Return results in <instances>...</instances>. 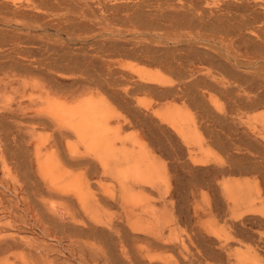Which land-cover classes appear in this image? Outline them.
I'll use <instances>...</instances> for the list:
<instances>
[{
	"label": "rangeland",
	"instance_id": "obj_1",
	"mask_svg": "<svg viewBox=\"0 0 264 264\" xmlns=\"http://www.w3.org/2000/svg\"><path fill=\"white\" fill-rule=\"evenodd\" d=\"M263 89L264 0H0V264H264ZM59 105L101 121L110 172ZM122 151L149 158L133 206Z\"/></svg>",
	"mask_w": 264,
	"mask_h": 264
},
{
	"label": "bare ground",
	"instance_id": "obj_2",
	"mask_svg": "<svg viewBox=\"0 0 264 264\" xmlns=\"http://www.w3.org/2000/svg\"><path fill=\"white\" fill-rule=\"evenodd\" d=\"M126 3H127V2H126ZM7 6H8V5H7ZM14 11H15V10H14ZM18 11H19V10H18ZM117 11H118V10H117ZM207 13H208V12H207ZM218 14H219V13H218ZM138 15H139V14H138ZM210 17H211V16H210ZM219 17H220V16H219ZM221 17H222V16H221ZM222 21H223V20H222ZM207 23H208V22H207ZM215 24H216V23H215ZM217 25H218V24H217ZM225 26H226V25H225ZM223 27H224V26H223ZM217 30H218V29H217ZM240 33H241V32H240ZM237 37H238V36H237ZM120 39H121V38H120ZM26 43H27V42H26ZM192 46H193V45H192ZM150 48H151V47H150ZM150 48L147 49V50H148V51H151L152 48H151V50H150ZM159 48H160V47H159ZM133 49H134V48H133ZM133 49H132V50H133ZM160 49H161V48H160ZM177 49H178V48H177ZM179 49H181V48H179ZM179 49H178V50H175V53H176V51H177V53H178V52L180 51ZM262 49H263V48H262ZM113 50H114V49H113ZM123 50H124V49H123ZM123 50H122V51H123ZM125 50H127V49H125ZM128 50H130V49H128ZM154 50H155V49H154ZM111 51H112V50H111ZM130 51H131V50H130ZM148 51H146V52H148ZM159 51L161 52V50H159ZM187 51H189V50H187ZM19 52H20V51H19ZM133 52H134V51H133ZM163 52H164V51H163ZM189 52H190V51H189ZM189 52H188V53H189ZM124 53H126V52L124 51ZM141 53H143V52H141ZM155 53H156V51H155ZM157 53H158V51H157ZM167 53H168V52H167ZM167 53H166V55H167ZM172 53H173V52H172ZM181 53H182V52H181ZM185 53H187V52H185ZM188 53H187V54H188ZM190 53H192V52H190ZM190 53H189V54H190ZM194 53H195V52H194ZM202 53H203V52H202ZM202 53H201V54H202ZM144 54H145V53H143L141 56L143 57ZM199 54H200V52H198V55H199ZM201 54H200V55H201ZM204 54H205V53H204ZM55 55H56V54H55ZM80 55H81V54H80ZM120 55H121V54H120ZM126 55H127V54H126ZM126 55H125V57H127ZM131 55H132V54H131ZM152 55H154V57H155V55H157V54H152ZM163 55H164V54H163ZM163 55H161V56L163 57ZM168 55H170V54H168ZM168 55H167V57H168ZM209 55H210V54H209ZM209 55H208V56H209ZM146 56H148V59H149L151 55H150V56H149V55H146ZM180 56H181V55H180ZM190 56H191V54H190ZM190 56H189V57H190ZM193 56H194V54H192V57H193ZM202 56H203V55H202ZM204 56H206V54H205ZM208 56H207V57H208ZM123 57H124V55H123ZM159 57H160V56H159ZM164 57H165V56H164ZM164 57H163V59H164ZM173 57H174V56H173ZM177 57H178V56H177ZM183 57H184V56H183ZM183 57H180V58H181L180 61H182V58H183ZM209 57H211V55H210ZM209 57H208V59H209ZM212 57H213V56H212ZM50 58H51V57H50ZM58 58H59V57H58ZM131 58H132V57H131ZM137 58H140V57H137ZM144 58H145V55H144L143 59H144ZM170 58H172V57H170ZM170 58L168 57L167 60L169 61ZM175 58H176V54H175ZM175 58H174V59H175ZM213 58H216V57L214 56ZM140 59H141V58H140ZM140 59H138V60H140ZM146 59H147V57L145 58L144 61H143V60H142V61H143V62H146ZM154 59H155V58H153L152 60H154ZM159 59H160V58H159ZM161 59H162V58H161ZM176 59H177V58H176ZM190 59H191V58H188V59H186V58L184 59V58H183V60H185V61H183L182 63H183V64H186V65H187V64L190 65V63H191ZM203 59H204V57H203ZM203 59H202V60H203ZM136 60H137V59H136ZM165 60H166V57H165ZM177 60H178V59H177ZM177 60H176V61H177ZM192 60H193V59H192ZM197 60H199V59H198V56H197ZM216 60H217V58H216ZM147 61H148V60H147ZM154 61H155V60H154ZM187 61H189V62H187ZM207 61H209V60H207ZM61 62H62V61H61ZM101 62H102V61H101ZM152 62H153V61H152ZM152 62H151V63H152ZM162 62H163V61H162ZM162 62H161V64H163ZM184 62H187V63H184ZM193 62H194V61H192V63H193ZM209 62H211V60H210ZM218 62H219V61H218ZM218 62H217V64H218ZM4 63H5V62H4ZM149 63H150V61H148V63H147V64L145 63V64L148 65ZM158 63L160 64V61L157 62V63L155 64V66L158 65V67H160L161 65L159 66ZM164 63H165V62H164ZM178 63H180V62H178ZM182 63H181V64H182ZM192 63H191V64H192ZM213 63H216V61H214ZM176 64H177V62H176ZM181 64L179 65L180 67L178 66L179 68L182 67ZM194 64H195V63H194ZM196 64H197V63H196ZM200 64H201V63H200ZM210 64H211V63H210ZM217 64H215L216 67H221V66H222L221 62H220L221 66H217ZM224 64H225V63H224ZM64 65H65V64H64ZM186 65H185V67H184L185 70H186ZM189 65H187V67H189ZM192 65H193V64H192ZM172 66H173V64H172ZM176 66H177V65H176ZM193 66H194V65H193ZM225 66H227V65H225ZM16 67H17V66H16ZM78 67H79V66H78ZM129 67H130V66H129ZM164 67H165V66H164ZM164 67H163V68H164ZM169 67H170V66H169ZM190 67H191V66H190ZM199 67H200V66H199ZM237 67H238V65H237ZM161 68H162V67H161ZM167 68H168V67H167ZM167 68H166V70H167ZM179 68H177V69H179ZM196 68H197V67H196ZM222 68H223V67H222ZM235 68H236V66H235ZM184 69H183V70H184ZM189 69H190V68H189ZM199 69H200V68H199ZM227 69H228V67H227ZM231 69H232V68H231ZM163 70H164V69H161V71H163ZM166 70H165V72H166ZM183 70L181 69V72H183V73H181V72H179V73L182 74V75L184 74V72L189 73V70H187V71H183ZM200 70H201V69H200ZM156 71H157V70H156ZM161 71H160V72H161ZM167 71H168V70H167ZM194 71H195V70H194ZM222 71H223V70H222ZM225 71H226V70H225ZM235 71H236V70H235ZM142 72H143V71H142ZM144 72H145V71H144ZM144 72H143V73H144ZM165 72H164V73H165ZM172 72H173V71H172ZM192 72H193V71H192ZM192 72H191V75H190V73H189L188 75L192 76V74H193V75L195 74V73H192ZM223 72H224V71H223ZM228 72H229V69H228ZM228 72H227V73H228ZM138 73H139V72H138ZM143 73H141V74H143ZM148 73H149V72H148ZM157 73H158V72H157ZM174 73L177 74L178 72H174ZM229 73H231V70H230ZM229 73H228V74H229ZM121 74H122V72H121ZM160 74H161V73H160ZM162 74H163V73H162ZM166 74H167V73H166ZM171 74H173V73H171ZM207 74H209V73H207ZM246 74H247V73H246ZM122 75H123V74H122ZM168 75H169V73H168ZM168 75H167V76H168ZM188 75H186V74H185V76L183 75V76L185 77V80H186V77H188ZM204 75H205V77H206V76L208 77V75H206L205 73H204ZM217 75H218V74H217ZM222 75H223V73H222ZM222 75L220 74L219 76L221 77ZM224 75H225V74H224ZM224 75H223V77H226V76H224ZM229 75H230V74H229ZM126 76H127V75H126ZM148 76H149V75H148ZM157 76H158V75H157ZM231 76H233V74H231ZM234 76H235V74H234ZM237 76H239V75H237ZM241 76H242V75H241ZM241 76H240V77H241ZM111 77H112V76H111ZM159 77H160V76H159ZM159 77H158V78H159ZM172 77H173V76H172ZM172 77H171V78H172ZM181 77H182V76H181ZM184 77H183V78H184ZM202 77H203V74H202ZM223 77H222V78H223ZM229 77H230V76H229ZM240 77H239V78H240ZM95 78H96V77H95ZM138 78H139V77H138ZM143 78H144V77H143ZM158 78H157V79H158ZM179 78H180V76H179ZM183 78H182V79H183ZM196 78H197V77H196ZM198 78H199V76H198ZM198 78H197V79H198ZM227 78H228V77H227ZM227 78H226V79H227ZM234 78H237V77H234ZM141 79H142V78H141ZM167 79L169 80L170 78H167ZM191 79H192V78H191ZM200 79H201V77H200ZM205 79H208V78H205ZM205 79L203 78V79H201V80H205ZM209 79H210V78H209ZM217 79H218V78H217ZM232 79H233V78H232ZM244 79H245V78H244ZM247 79H248V78H246V80H247ZM117 80H118V77H117ZM143 80H146V79H143ZM161 80H162V81H163V80L165 81V78H164V79L161 78ZM174 80H175V79H174ZM179 80H180V79H179ZM179 80L177 79V80H175V81L177 82V81H179ZM187 80H188V79H187ZM194 80H195V76H194ZM201 80H200V81H201ZM214 80H215V79H214ZM219 80H222V79H219ZM237 80H238V79H237ZM54 81H55V80H54ZM112 81H113V80H112ZM123 81H124V80H123ZM132 81H133V80H132ZM132 81H131V82H132ZM134 81H136L137 83H140V85H143V86H144V84H143L144 82H138V80H134ZM171 81H172V80H171ZM188 81H189V80H188ZM188 81H187V82H188ZM191 81H192V80H191ZM200 81H199V82H200ZM205 81L207 82V80H205ZM205 81H203L202 84H204ZM210 81H211V79H210ZM210 81L208 80L209 84H211ZM227 81H228V79H227ZM233 81H234V80H233ZM239 81H240V80H239ZM52 82H53V81H52ZM150 82H151V81H150ZM150 82H149V83H146V82H145L147 85L149 84L148 86L145 84V86H146L145 88L148 87V89H149L150 87H152L153 85L156 84L155 82L152 81V82L155 83V84H153V83L151 82V86H150ZM169 82H170V81H169ZM194 82H195V81H194ZM196 82H197V81H196ZM196 82H195V84L197 85ZM208 82H207V83H208ZM212 82H214L213 79H212ZM215 82H216V80H215ZM222 82H224V81H222ZM229 82H230V80H229ZM229 82H227V83H229ZM245 82H246V81H245ZM103 83H105V82H103ZM141 83H142V84H141ZM173 83H174V81H173ZM173 83H172V84H173ZM191 83H192V82H191ZM217 83H219V82H217ZM225 83H226V82H225ZM132 84H134V83H132ZM152 84H153V85H152ZM159 84H160V83H159ZM192 84H193V83H192ZM199 84H200V83H199ZM202 84H201V85H202ZM220 84H221V83H220ZM135 85H136V84H135ZM138 85H139V84H138ZM138 85H137V86H138ZM160 85H161V84H160ZM170 85H171V84H170ZM170 85H166V86L169 87ZM193 85H194V84H193ZM196 85H195V86H196ZM205 85L207 86L208 84L205 83ZM218 85H219V84H218ZM251 85H252V84H251ZM161 86H162V85H161ZM163 86H165V84H164ZM133 87H134V86H133ZM141 87H142V86H141ZM171 87H172V86H171ZM198 87H199V86H198ZM208 87H209V86H208ZM225 87H226V86H225ZM142 88H144V87H142ZM142 88H141V89H142ZM164 88H165V87H164ZM172 88H173V87H172ZM209 88H210V87H209ZM259 88H260V87H259ZM154 89H155V88H154ZM160 89H161V88H160ZM167 89H168V88H167ZM138 90H139V89H138ZM150 90H151V89H150ZM161 90H163V88H162ZM172 90H173V89H172ZM210 90H211V89H210ZM227 90H228V89H227ZM263 90H264V89H263ZM106 91H107V90H106ZM132 91H134V89H133ZM156 92H157V91H156ZM160 92H161V91H160ZM160 92H159V93H160ZM163 92H164V91H163ZM171 92H172V91H171ZM171 92H170V93H171ZM174 92H175V90H174ZM132 93H133V92H132ZM149 93H150V92H149ZM159 93H158V94H159ZM121 94H122V93H121ZM178 94H179V93H178ZM228 94H229V93H228ZM259 94H260V92H259ZM263 94H264V92H263ZM263 94L260 95V96H261V99H260V98L257 99V102H258V103H257L256 101L253 100L254 102L257 103V104H256V103H253V104H255V107H254V108H256V107H257L256 105H258L259 103H260V104L262 103V102H259L258 100H263V98H262V97L264 96ZM262 95H263V96H262ZM160 96H161V98H162V95H160ZM165 96H166V95H165ZM207 96H208V95H207ZM113 98H114V97H113ZM158 98H159V97H158ZM193 98H194V97H193ZM199 98H200V97H199ZM244 98H245V97H244ZM250 98H251V97H250ZM256 98H257V97H255V99H256ZM178 99H179V98H178ZM229 99H230V98H229ZM235 99H236V98H235ZM86 100H87V99H86ZM249 100H250V99H249ZM84 101H85V99L83 100V102H84ZM77 102H78V101H77ZM77 102H76V103H77ZM80 102H81V101H80ZM244 102H245V101L243 100V102H241L240 104H242V103H244ZM248 102H249V101H248ZM249 103H250V102H249ZM263 103H264V102H263ZM263 103H262V104H263ZM74 104H75V103H74ZM77 104H78V103H77ZM86 104H89V103H88V102L85 103V108L83 107L84 105H83V106L81 105L82 107H81V106H80V107H81V108H84V110H85V109H86ZM177 104H178V103H177ZM253 104H252V102H251L250 105H249V104H248V105H249V107H250L251 105H252L251 107H253ZM260 104H259V105H260ZM78 105H79V104H78ZM92 105L95 106V105H97V104L94 103V104H92ZM165 105H166V104H165ZM168 105H169V104H168ZM175 105H176V104H175ZM243 105H244V104H242V106H243ZM246 105H247V102H246ZM67 106L71 108L72 105H70V106L67 105ZM88 106H89V105H88ZM181 106H182V105H181ZM68 107H66V105H65V108H66V109H67ZM72 107H73V106H72ZM76 107H77V106H76ZM76 107L73 108V109L76 110ZM78 107H79V106H78ZM78 107H77V108H78ZM89 107H92V106L90 105ZM199 107L201 108V106H199ZM247 107H248V106H247ZM247 107H245V108H247ZM70 108H69V109H70ZM92 108H93V107H92ZM95 108L97 109V107H95ZM168 108H169V107H168ZM173 108H174V107H173ZM254 108H253V109H254ZM69 109H67V110L69 111ZM101 109H102V108H101ZM125 109H126V108H125ZM148 109H149V108H148ZM163 109H164V108H163ZM174 109H175V108H174ZM249 109H252V108H249ZM57 110H58V112L61 113L63 116L67 115V116H69L70 118H74V119H75V116H76V113H77V112H75V110H74V111H70V112L68 113V112H66L65 109H64L62 106H60V105L57 107ZM88 110H90V109L88 108ZM88 110H87V111H88ZM98 110L100 111V109H98ZM98 110H97V112H98ZM168 110H169V109H168ZM227 110H228V109H227ZM229 110H230V109H229ZM247 110H248V109H247ZM82 111H83V109H82ZM82 111H81V112H82ZM90 111H91V110H90ZM90 111H89V112H90ZM101 111H104V110L102 109ZM166 111H167V110H166ZM169 111H170V110H169ZM169 111H168V115H167V122H169V123H170V124H171V125L177 130V131H179V132H180L179 134L181 135V133L183 132V128H182V119H181V117H180V115H179L180 113H177V112H175V111H170V112H169ZM83 112H84V111H83ZM90 113H91V112H90ZM252 113H253V112H252ZM103 114H104V113H103ZM79 115H80V114H79ZM79 115H78V116H79ZM88 115H90V114H88ZM91 115H92V113H91ZM91 115H90V116H91ZM95 115H96V114H95ZM95 115H94V116H95ZM100 115H101V114H100ZM78 116H77V117H78ZM98 116H99V115H98ZM98 116H97V118H99ZM101 116H102V115H101ZM105 116H106V115H105ZM209 116H210V115H209ZM226 116H227V115H226ZM77 117H76V118H77ZM79 117H81V120L78 121L77 119H75L76 121H78V123L72 125V126L75 128L74 130L77 131V132L79 133V138L82 140L81 142H85V143H87V148H88L91 152H93V153L96 154V157H97V159H98L100 165L103 167V169H104V170H108V172H110V171H109V168L112 169V167H113V166H116L115 164H117V163L120 162V161H118V160H117L118 157L116 158V156H115V155H117V154L114 153L115 151H113V147H112V145H111V143H110L111 140L109 139V137L107 136L108 138H106V137H104V136H102V135H101V136H100V135L98 136V134H97V133H98V129H100V127L103 126V125H101V126H99V128H98V124H99V123L101 124V121H99V122L97 123L96 119H94V118H89V117H86V116H84V115L79 116ZM91 117H92V116H91ZM95 118H96V117H95ZM42 119H43V118H42ZM78 119H79V118H78ZM99 119H101V117H100ZM103 119H104V118H103ZM160 119H161V118H160ZM192 119H193V117H192ZM72 120H73V119H72ZM157 120H158V116H157ZM207 120H209V119H207ZM225 120H226V119H225ZM144 121H145V120H144ZM158 121H159V120H158ZM60 122H61V121H60ZM159 122H160V121H159ZM162 122H163V121H162ZM162 122H161V123H162ZM45 123H46V122H45ZM164 123H165V121H164ZM223 123H224V122H223ZM63 124H64V123H63ZM107 126H108V125H107ZM207 126H208V125H207ZM207 126H206V127H207ZM104 128H106V127H104ZM108 128H109V127H107V130H109ZM168 128H169V127H168ZM194 128H195V127H194ZM220 128H221V127H220ZM170 129H171V128H170ZM74 130H73V131H74ZM100 130H101V129H100ZM100 130H99V131H100ZM105 130H106V129H105ZM105 130H104L103 133H106ZM107 130H106V131H107ZM156 130H157V129H156ZM202 130H203V129H202ZM250 130H251V129H250ZM253 130H254V129H253ZM101 131H102V130H101ZM172 131H173V130H172ZM227 132H228V131H227ZM253 132H254V131H253ZM257 132H258V131H257ZM72 133H73V132H72ZM175 133H177V132H175ZM219 133H220V132H219ZM219 133H218V134H219ZM246 133H247V132H246ZM250 133H251V132H250ZM259 133H260V132H259ZM108 134H109V133H108ZM108 134H107V135H108ZM177 134H178V133H177ZM215 134H216V133H215ZM241 134H242V133H241ZM243 134H244V133H243ZM246 135H247V134H246ZM75 136H76V135H75ZM218 136H219V135H218ZM260 136H263V134L261 133ZM111 137H112V136H111ZM211 138H212V137H211ZM218 138H220V137H218ZM255 138H256V137H255ZM113 139H114V138H113ZM113 139H112V140H113ZM212 139H213V138H212ZM214 139H215V138H214ZM214 139H213V140H214ZM230 139H231V138H230ZM239 139H240V138H239ZM243 139H245V138L243 137ZM257 139H258V138H257ZM109 140H110V141H109ZM249 140H252V138H251V139L249 138ZM253 140H254V139H253ZM253 140H252V142H253ZM113 141H114V140H113ZM113 141H112V142H113ZM256 141H257V140H256ZM223 142H224V141H223ZM246 142H247V141H246ZM227 143H228V142H227ZM254 143H255V142H254ZM261 143H262V142H261ZM79 144H80V143H79ZM112 144H114V143H112ZM222 144H223V143H222ZM243 144H244V142H243ZM249 144H250V142H249ZM262 144H263V143H262ZM114 146H115V145H114ZM214 146H215V145H214ZM219 146H220V145H219ZM263 146H264V145H263ZM139 147H140V146H139ZM221 147H222V146H221ZM248 147H249V146H248ZM114 148H115V147H114ZM140 148H141V147H140ZM254 148H255V147H254ZM223 149H225V148H223ZM127 151H128V150H127ZM127 151H126V152H127ZM130 151H131V150H130ZM134 151H135V150H134ZM136 151H137V150H136ZM75 152H76V151H75ZM122 152H123V151H122ZM126 152H123V153H122V157H121V155L119 156V157H121V160H122L121 163H124V165H123V166L121 165L122 167L119 168V169H117L116 167L114 168V169H116V172L113 174V177L116 178V180H118L119 183H120V186H121V193H122V198H121V199H123V203H126V204L129 203V204H132V206H133V205H137V204H139L140 201H141V198H139V196H138L137 194H135V193L131 190V185H130V184H131V183H135V182H136V183H137V182L148 183V182H149V177H148V176L150 175V172H151V171H150V169L148 168V166H149V165H148V164H149V161H148L147 159H149V158H145V159L143 158V159H141L142 156H141V157H138V158H136V157L134 156V158H131L132 156L128 154L129 152H128V153H126ZM137 152H139V150H138ZM260 152H261V151H260ZM120 153H121V152H120ZM131 153H132V152H131ZM135 153H136V152H135ZM140 153H141V150H140ZM144 153H145V152H144ZM242 153H243V152H242ZM132 154H133V153H132ZM137 155H138V153H137ZM144 155H145V154H143V156H144ZM129 156H131V157H129ZM251 158H252V157H251ZM118 159H119V158H118ZM129 160H131V161H129ZM250 162H251V161H250ZM255 162H256V161H254V163H255ZM150 163H151V161H150ZM248 163H249V161H248ZM113 164H114V165H113ZM118 164H119V163H118ZM118 164H117V165H118ZM232 164H233V163H232ZM235 164H236V163H235ZM235 164H234V165H235ZM246 164H247V163H246ZM239 166H240V165H239ZM240 167H241V166H240ZM51 168H52V167H51ZM237 168H238V167H237ZM249 168H250V167H248V169H249ZM235 169H236V168H235ZM244 169H245V168H244ZM244 169H243V171H245ZM246 169H247V167H246ZM243 171H242V172H243ZM247 171H248V170H247ZM256 171H257V170H256ZM237 172H238V171H237ZM260 172H261V169H260ZM230 173H231V172H230ZM42 176H43V175H42ZM61 176H63V175H61ZM43 177H44V176H43ZM59 179H62V177H61V178L59 177ZM240 180H241V179H240ZM58 181H59V180H58ZM118 181H116V182H118ZM228 181H229V180H227V183H224L225 181L222 182L223 185H224V184L227 185V188H228V186L230 185V184H229L230 182L228 183ZM230 181H231V180H230ZM232 181H234V179H232ZM232 181H231V182H232ZM238 181H239V180H238ZM242 181H243V180H242ZM242 181H241V182H242ZM249 181H250V179H249ZM250 182H251V181H250ZM52 183H53V182H52ZM69 183H70V182H69ZM222 183H221V184H222ZM243 183H245V180H244ZM253 183H254V182H253ZM233 184H234V183H233ZM254 185H255V184H254ZM230 186H232V185H230ZM230 186H229V188H231ZM241 186H242V185H241ZM224 187H225V185H224ZM224 187H223V188H224ZM233 187H234V186H233ZM235 187H236V186H235ZM235 187H234V188H235ZM245 187H246V186H245ZM245 187H244V189H245ZM71 188H73V189H74V188L77 189V186H76V185H71ZM229 188H228V189H229ZM236 188H237V187H236ZM236 188H235V189H236ZM238 188H239V187H238ZM241 188H242V187H241ZM246 188L250 189V186H249V187H246ZM253 189H254V188H253ZM224 190H225V188H224ZM229 190H230V189H229ZM232 190H233V188H232ZM232 190H231V191H232ZM240 190H242V192H243V188L240 189ZM251 190H252V188H251ZM254 190H255V189H254ZM225 191H226V190H225ZM238 191H239V190H238ZM238 191H237V192H238ZM245 191H246V190H245ZM235 192H236V190H235ZM235 192H234V194H235ZM240 192H241V191H239V194L242 193V192H241V193H240ZM253 192H254V191H253ZM75 193H76V192H75ZM250 193L252 194L251 196H254L252 192H250ZM250 193H249V194H250ZM225 194H227V192H226ZM229 194H231V193H229ZM232 194H233V193H232ZM244 194H245V193H244ZM249 194H248V195H249ZM254 194H255V193H254ZM227 195H228V194H227ZM227 195H226V196H227ZM236 195H238V194H236ZM236 195H235V196H236ZM224 196H225V195H224ZM229 196H230V195H229ZM229 196H228V197H229ZM238 196H239V195H238ZM241 196H242V195H241ZM81 197H82V195H81ZM83 197H84V196H83ZM230 197L233 198L234 196H230ZM230 197L227 198V199L230 200V199H231ZM236 197H237V196H236ZM244 197H245V199H247L246 194H245ZM244 197H243V198H244ZM254 197H255V196H254ZM237 198H238V197H237ZM239 198H240V197H239ZM239 198H238V199H239ZM252 198H253V197H252ZM248 199H249V200H252V199L249 198V196H248ZM248 199H247V200H248ZM255 199H256V198H255ZM255 199H254V200H255ZM236 200H237V199H236ZM239 200H241V198H240ZM239 200H238V202H239ZM247 200H246V201H247ZM231 201H232V202H231ZM246 201H244V202L242 201V203H245ZM228 202H229V201H228ZM251 202H252V201H251ZM230 203H235L234 199H233V200H230ZM236 203H237V202H236ZM239 203H241V202H239ZM239 203H238V204H239ZM242 203H241V204H242ZM248 203H250V201H249ZM248 203H245V204H248ZM241 204H239V205H241ZM235 205H236V204H235ZM250 205H252V203H251ZM253 205H254V204H253ZM139 206H140V205H139ZM251 207H252V206H251ZM135 208H136V207H135ZM251 210H252V209H251ZM253 210H255V209H253ZM141 212H142V211H141ZM148 213H149V212H148ZM155 213H156V212H153V214H155ZM150 214H151V213H150ZM250 215H251V214H250ZM154 216H155V215H154ZM242 217H243V216H242ZM262 218H263V217H262ZM237 220H238V219H237ZM160 222H161V221H160ZM260 222H261V221H260ZM257 223H258V222H257ZM262 226H263V225H262ZM243 228H244V227H243ZM256 249H257V248H256ZM257 250H258V249H257Z\"/></svg>",
	"mask_w": 264,
	"mask_h": 264
}]
</instances>
